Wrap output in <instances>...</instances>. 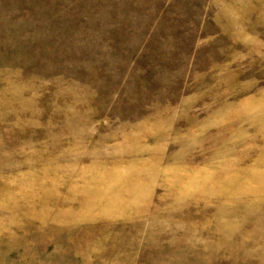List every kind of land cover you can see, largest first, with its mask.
Instances as JSON below:
<instances>
[{"label": "rangeland", "instance_id": "1", "mask_svg": "<svg viewBox=\"0 0 264 264\" xmlns=\"http://www.w3.org/2000/svg\"><path fill=\"white\" fill-rule=\"evenodd\" d=\"M0 264H264V0H0Z\"/></svg>", "mask_w": 264, "mask_h": 264}]
</instances>
